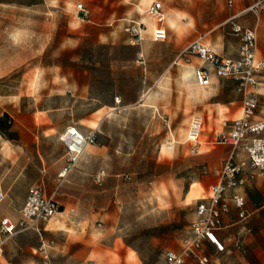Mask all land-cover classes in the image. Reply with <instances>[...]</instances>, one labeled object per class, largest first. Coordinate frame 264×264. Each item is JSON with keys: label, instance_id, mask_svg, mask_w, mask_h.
<instances>
[{"label": "rangeland", "instance_id": "rangeland-1", "mask_svg": "<svg viewBox=\"0 0 264 264\" xmlns=\"http://www.w3.org/2000/svg\"><path fill=\"white\" fill-rule=\"evenodd\" d=\"M151 1L0 0V105L18 125L29 124L27 115L42 109L46 111L35 113L36 120L49 117L53 124L74 125L83 132L99 119L92 150L83 154L63 183L81 192L80 203L74 212L67 206V213L76 217L99 212L95 225L107 222V230L114 231L112 236L123 235L145 259L144 264H165L163 250L180 247L179 241L191 225V208L184 204V195L190 202L210 191L197 182L189 187L192 179L200 178L194 158L164 159L178 146H187L189 153L190 102L206 96L200 92L190 100L191 89L198 88L184 76L185 67L170 65L191 40L200 39L217 49L224 35L228 39L230 29L224 20L231 7L228 0H159L166 14L168 38L154 42L149 30L144 32L141 43L133 47L143 51L145 62L112 59L113 81L107 85L109 70L104 64L90 69L85 52H93L96 58L110 56L112 48L99 51L95 47L107 44L119 47L115 51L118 57L132 56V50L125 48L130 44L120 41L126 23L122 18L149 21L145 9ZM78 3L89 10L88 18H81ZM168 68L170 72L153 96L126 103L152 88ZM115 95L122 100L116 103ZM40 130L25 131L24 140L14 139L12 144L0 136V187L9 189V202L0 201V218L25 199L35 173L22 168L26 161L37 160L33 159L37 143L49 162L60 158L49 174V184L65 162L59 133L44 137ZM35 135H39L35 142L22 146ZM100 169L105 175L98 184L93 176ZM55 199L64 208L57 194ZM19 215L13 211L8 217L14 220ZM1 239L0 264H37L39 258L30 250L39 242L36 231L1 235ZM215 258L219 264H262L251 249L232 248L228 253H216ZM185 264L197 262L191 258Z\"/></svg>", "mask_w": 264, "mask_h": 264}, {"label": "crops", "instance_id": "crops-1", "mask_svg": "<svg viewBox=\"0 0 264 264\" xmlns=\"http://www.w3.org/2000/svg\"><path fill=\"white\" fill-rule=\"evenodd\" d=\"M146 1V0H144ZM153 1L152 0L149 5ZM162 4V3H161ZM250 4L247 0H235L233 5L230 6L229 15L224 20L225 24H228L230 32L228 35V39L225 35L221 39V43L218 45V48L204 43L208 45L218 56L222 58H231L237 59L239 57L238 49L240 40L237 35H235L232 31V24L235 23L241 26L243 29H252L256 28L257 33V50L256 57L261 58L264 57V10H262L259 15H255L250 11H244V9ZM148 5V6H149ZM147 6V7H148ZM163 7V4H162ZM147 9V8H146ZM145 9V11H146ZM163 11L165 14V10L163 7ZM129 19L139 20L144 24L143 33L148 32L149 37L154 42H162L156 41L152 38V30L156 26V21L149 17V21H144L142 19H136L132 16H127L122 18L124 22ZM124 25V23H123ZM164 27L167 31L168 38V29L166 23V14L164 20ZM124 32V31H123ZM142 33V40H143ZM120 41L124 44H130L131 47L137 46L138 44L131 43L128 34L126 32L122 33ZM166 38V39H167ZM165 39V40H166ZM164 40V41H165ZM196 40V39H194ZM188 42L186 45L191 43ZM114 41H112L113 43ZM129 45V46H130ZM184 45L183 47H185ZM181 47L179 51L183 48ZM132 51V58L130 60L122 61L123 63H144L145 57L143 51L141 49ZM178 51V53H179ZM138 53H142V60H140L137 56ZM177 53V54H178ZM175 55L172 65H178L185 67L187 70L185 72V77L190 79L194 86L198 89L196 91L191 89L190 97L192 100L193 97L198 96L200 92L206 93V96L199 99V102L193 103L190 102V117L193 115H201L203 116V129L202 133L197 141H190L191 145L189 146V153H186L187 146H178L177 148H173L171 151V155L164 157L165 160H177L181 158H185L187 156L194 158L195 162L193 163L195 169L198 171L200 178L192 179L189 187L193 182H197L199 185L203 184L205 188H210L213 183L217 181L216 177L213 175L215 170L222 168V166L227 162L231 161L234 164H243L245 166V172L242 173L243 176H247L245 183L242 187L237 189H227L223 194V199L229 205L228 213L224 214L222 217L224 227L216 231V236L218 240L225 246V250L218 251L214 244L207 241L203 244L199 254L205 255L208 257L210 264H219L217 258H215V254H223L228 253L234 247V239L239 236L242 239V251L252 250L258 258L261 260L262 264H264V175L255 174L253 177L248 176V160L246 152L242 147H237L232 149L231 146L226 144H221L217 142V136L220 132L227 131L230 121L239 118L242 115V94L236 90V82L231 78H221L214 75L212 66L200 59L197 55H191L189 61L178 60L176 61ZM111 62V61H110ZM108 64L107 69L109 70V77L113 78L111 72V64ZM96 65H99L96 63ZM207 68L211 72L210 83L207 85H200L194 75V72L197 68ZM168 68L160 78L154 82L152 88H150L147 92H141L136 94L132 99L127 100L126 103H134L136 101H145L147 98L153 96L155 91L159 88L162 80L167 77V74L170 72ZM145 78V75L143 76ZM182 78L180 74L178 76ZM259 86L257 87L259 106L256 111L255 119L260 117H264V73L259 75ZM113 80V79H112ZM98 100L99 95H95ZM115 97H119L120 101L122 100L120 96L115 95ZM114 97V98H115ZM99 101V100H98ZM117 103V102H116ZM107 106V105H105ZM18 111H20L21 106H18ZM46 110H36L29 116V124L20 123L18 125L15 121L12 120V115L6 107L0 105V117L3 115H7L8 118L5 119L8 128L5 130L6 134H1L6 142H9L14 139L17 141H23L25 136V131L31 133V131L36 128L37 131L41 129V136L48 137L52 136L56 133L59 135L63 132V130L68 126L74 125H65V124H53L52 120L49 117L42 119L40 121L35 119V113H43ZM99 111V110H97ZM99 120V119H98ZM98 120L92 121L93 125L90 126V130L87 132H82L83 134H88L92 130H96L97 133V125ZM188 121V124H189ZM26 122V121H25ZM22 126V127H21ZM188 128V125H187ZM58 135V140H59ZM187 135V130H186ZM21 136L22 138H19ZM39 135H35L33 139H28V141L22 142V146H26L27 143L35 142ZM97 139V136H96ZM188 140V139H187ZM60 141V140H59ZM61 142V141H60ZM173 142V141H172ZM89 144L84 153L90 152L92 150V145ZM18 147V146H17ZM19 148V147H18ZM22 151V148L20 149ZM65 153V162L62 165H59L56 170V179L52 180V184H49V174L53 172L54 164L56 165L58 160L55 162H49L47 160V155L42 156L39 151L38 143L37 148L35 150V156L37 160L28 162L26 161L25 165H23L22 169L34 170L35 176L33 178V182L28 185L27 192L29 187L37 183L40 180V184L43 186L45 193L47 194H57L59 196V201L64 208H59V211L51 217L47 222L42 224L41 233H37L39 237V242L37 245L31 246L30 250L33 255H37L39 259L36 260L37 264H41V259L39 255L36 253V248L39 243L44 240L47 242H51L50 246V254L52 260L55 264H89L93 262V264H144L145 259L140 255L137 248H135L132 244L126 242L124 240L123 235H113L114 232L107 230V222L103 223V226L100 224L99 227L95 225L96 215L99 212H93L85 216L80 215H68L67 206L71 207L70 211L74 212V209L80 203L81 192H76L72 187L58 185V172L62 169V167L67 163V155L66 149L64 147ZM82 154V156H83ZM62 156V157H63ZM81 156V157H82ZM81 159V158H80ZM80 161V160H79ZM99 171V170H98ZM96 171V172H98ZM126 176V175H124ZM94 180V179H93ZM103 180V179H102ZM95 182V181H94ZM43 183H46L43 185ZM96 183V182H95ZM190 189V188H188ZM187 189V190H188ZM26 192V195H27ZM188 192V191H186ZM185 192V194H186ZM234 192L242 193L245 196V207L249 213V216L246 220L241 221L237 217V209L232 201V194ZM211 195V191H209L208 195H201L200 197H193L190 202L185 201V196L183 197V202L185 205H190L191 208V223L197 217L195 206L196 203L201 199H208ZM26 197V196H25ZM0 201L2 203L9 202V189H2L0 187ZM24 201H19L13 204V211H16L20 214V209L24 204ZM1 204V202H0ZM13 211H5V215L11 216L13 215ZM4 216V217H8ZM20 217V215H19ZM17 219H11L13 222L18 221ZM3 218V217H2ZM1 219V218H0ZM176 222V221H174ZM101 226V227H100ZM153 226H157L154 224ZM192 236L191 225L187 234L182 237L179 241V246L176 249L166 248L162 252V258L164 263L165 261V251L172 250L174 252H180L182 250L183 244L186 240H188ZM159 237V236H158ZM160 238V237H159ZM194 259L197 262V258L194 255H188L185 257V262L190 259ZM198 264V262H197Z\"/></svg>", "mask_w": 264, "mask_h": 264}, {"label": "built area", "instance_id": "built-area-1", "mask_svg": "<svg viewBox=\"0 0 264 264\" xmlns=\"http://www.w3.org/2000/svg\"><path fill=\"white\" fill-rule=\"evenodd\" d=\"M234 1L228 0L227 3L232 6ZM247 1L250 4L244 11L259 15L264 10V0ZM77 10L82 19L88 18L90 13L83 3L77 4ZM146 14L156 21V26L152 30L153 40L164 41L167 38V31L164 27L165 14L161 2L153 1L147 7ZM123 30L128 34L131 43H141L144 31V24L141 21L129 19L124 24ZM232 31L240 40L237 59L222 58L208 45L202 43L200 39H196L183 47L175 60L189 61L191 55H197L212 66L214 75L221 78H231L236 82V90L242 94V115L230 121L228 130L218 134L217 142L229 145L232 149L242 147L247 155L248 176L264 175V117L255 119L259 106L258 77L264 73V57H256V28L243 29L233 23ZM137 56L142 60V53H138ZM194 75L200 85L210 83L211 72L209 69L197 68ZM115 101L120 102V98L115 97ZM202 129L203 116L193 115L188 124L187 139L197 141ZM96 136V130L83 134L75 126L66 127L59 135V140L66 149L67 163L58 172V185H61L76 168L86 147L96 141ZM245 169L243 164H234L229 160L222 168L214 171L213 175L217 181L210 187L211 195L208 199H201L196 203L197 217L191 223L192 236L184 242L180 252L165 251L166 264H183L188 255L196 256L198 264H210L207 256L199 254L203 244L207 241L214 244L218 251L225 250V246L216 236V231L224 227L223 215L229 211V205L223 199V194L227 189H237L244 185L247 176H243L242 173L245 172ZM104 175L105 170L100 169L94 174L93 179L100 184ZM232 201L237 209L238 219L246 220L249 213L245 207V196L242 193L234 192ZM59 208L60 204L55 199L54 194L45 193L43 186L39 183L32 184L20 209L18 221L13 222L8 217L0 219V253L3 243L1 235L8 237L29 229L41 233L42 224L53 217ZM51 244V242L42 240L37 246L36 253L41 259V264H55L49 251ZM234 247L237 250L242 249L241 237H235Z\"/></svg>", "mask_w": 264, "mask_h": 264}, {"label": "trees", "instance_id": "trees-1", "mask_svg": "<svg viewBox=\"0 0 264 264\" xmlns=\"http://www.w3.org/2000/svg\"><path fill=\"white\" fill-rule=\"evenodd\" d=\"M95 47L99 50V51H102V50H109V49H113L112 51H113V53H111L110 54V56H109V54L108 53H106L103 57H99V58H96V55H94L93 54V52H91V51H87V53L85 52V56H86V58H88L89 59V61H87V62H89V63H87L88 64V66H89V68L90 69H97V68H99L98 66H102V64H104L103 66L107 69V67H108V64H109V62L112 60V59H114V60H122V61H126V60H130L131 58H132V56H130V57H128V58H126V57H124V58H121V57H118L117 55H116V50L119 48H116V47H114V46H111V45H107V44H98V45H95ZM125 48H128V49H130V50H134V48L133 47H131V46H126ZM114 52H115V54H114ZM96 63H98L99 65H96ZM101 64V65H100ZM108 70V69H107ZM108 74H109V72H108ZM113 78L112 77H107V79H106V84L108 85H110L111 83H112V80ZM8 118V116L5 114V115H3L2 117H0V133L1 134H6L5 133V130L8 128V125L6 124V122H5V119H7Z\"/></svg>", "mask_w": 264, "mask_h": 264}, {"label": "bare ground", "instance_id": "bare-ground-1", "mask_svg": "<svg viewBox=\"0 0 264 264\" xmlns=\"http://www.w3.org/2000/svg\"><path fill=\"white\" fill-rule=\"evenodd\" d=\"M162 150H165V147L164 146L162 147Z\"/></svg>", "mask_w": 264, "mask_h": 264}]
</instances>
